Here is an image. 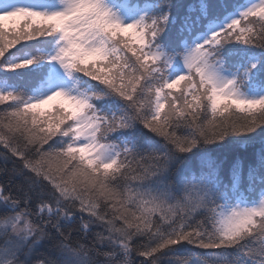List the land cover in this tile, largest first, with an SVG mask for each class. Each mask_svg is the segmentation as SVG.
Segmentation results:
<instances>
[{"label": "snow or ice", "instance_id": "1", "mask_svg": "<svg viewBox=\"0 0 264 264\" xmlns=\"http://www.w3.org/2000/svg\"><path fill=\"white\" fill-rule=\"evenodd\" d=\"M0 264H264V0H0Z\"/></svg>", "mask_w": 264, "mask_h": 264}]
</instances>
